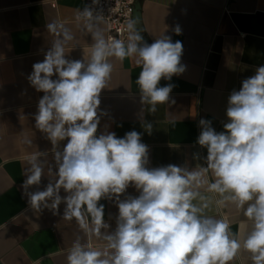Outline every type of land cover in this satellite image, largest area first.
Instances as JSON below:
<instances>
[{
	"label": "clouds",
	"instance_id": "obj_1",
	"mask_svg": "<svg viewBox=\"0 0 264 264\" xmlns=\"http://www.w3.org/2000/svg\"><path fill=\"white\" fill-rule=\"evenodd\" d=\"M103 19L87 6L76 13L93 40L83 60L66 58L65 46L74 39L70 29L58 21L48 23L47 31L56 38L27 77L43 93L35 128L51 142L57 169L44 190L29 192L41 184L48 153L29 157L22 185L28 203L36 213L48 209L53 214L63 203L64 220H75L85 235L105 242L102 249H93L78 237L67 264H231L241 251L250 254L252 264H264V65L230 94L224 131L216 132L209 120L199 121L196 143L207 149L206 166L149 168L141 133L129 131L123 138L114 132L97 134L101 115H106L100 109L101 93L111 80V60L132 59L141 69L135 81L141 104L155 113L157 105L170 102L173 89L159 86L161 79L186 70L183 44L164 34L148 44L133 18L126 23V41L106 38L99 27ZM173 31L182 32L179 25ZM142 127L151 135L153 123L145 121ZM130 185L139 195L121 199ZM105 199L118 208L113 231L100 203ZM229 205L251 221L243 238L228 219L209 214L213 207Z\"/></svg>",
	"mask_w": 264,
	"mask_h": 264
},
{
	"label": "crops",
	"instance_id": "obj_2",
	"mask_svg": "<svg viewBox=\"0 0 264 264\" xmlns=\"http://www.w3.org/2000/svg\"><path fill=\"white\" fill-rule=\"evenodd\" d=\"M136 5L144 41L151 44L162 34L181 41L186 70L171 80L161 79L159 86L173 85L170 102L150 113L135 83L140 67L132 59L121 63L113 58L111 80L100 97L106 115H101L97 134L114 132L123 138L129 131L141 133L149 149V168L206 166L207 149L196 143L199 121L209 120L216 132L224 131L230 94L264 65V0H136ZM84 6L85 0H0V264H67L68 250L78 237L93 249L104 247V241L85 235L75 220L63 219V203L57 214L48 209L34 212L22 187L34 153L47 152V164L41 184L29 192L44 190L57 170L51 142L35 128L43 93L27 77L56 38L46 29L52 21L63 23L74 37L65 46L66 58H89L92 36L83 21L76 20ZM177 25L180 35L173 31ZM99 27L105 35L104 22ZM145 121L153 123L151 135L142 127ZM66 143L60 142L61 150ZM60 194L66 195L63 189ZM128 195L139 192L130 185L121 199ZM100 203L109 231L115 230L114 200ZM209 214L228 219L241 238L250 230L251 221L234 206L213 207ZM231 264H252L250 254L241 251Z\"/></svg>",
	"mask_w": 264,
	"mask_h": 264
},
{
	"label": "built area",
	"instance_id": "obj_3",
	"mask_svg": "<svg viewBox=\"0 0 264 264\" xmlns=\"http://www.w3.org/2000/svg\"><path fill=\"white\" fill-rule=\"evenodd\" d=\"M136 0H98L93 4V0H85L84 7H90L94 14L100 13L104 19L105 37L127 39L126 23L133 18ZM55 8V3H51Z\"/></svg>",
	"mask_w": 264,
	"mask_h": 264
},
{
	"label": "water",
	"instance_id": "obj_4",
	"mask_svg": "<svg viewBox=\"0 0 264 264\" xmlns=\"http://www.w3.org/2000/svg\"><path fill=\"white\" fill-rule=\"evenodd\" d=\"M133 19H138L139 21V6L138 5H136L134 8ZM137 28H139V24L137 25Z\"/></svg>",
	"mask_w": 264,
	"mask_h": 264
}]
</instances>
